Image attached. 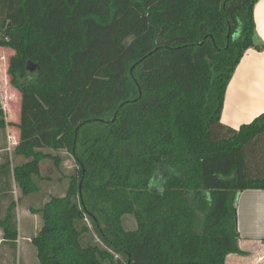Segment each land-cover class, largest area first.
Here are the masks:
<instances>
[{"label":"trees","instance_id":"16d2710c","mask_svg":"<svg viewBox=\"0 0 264 264\" xmlns=\"http://www.w3.org/2000/svg\"><path fill=\"white\" fill-rule=\"evenodd\" d=\"M260 0H0V48L21 94L0 218L14 263L17 202L41 193V164H75L49 193L32 239L40 264H225L243 254L237 197L264 190V114L239 130L221 115L256 42ZM9 127L0 106V131ZM1 149V148H0ZM13 160V158H12ZM134 215L135 231L122 227ZM100 243L83 246L91 233Z\"/></svg>","mask_w":264,"mask_h":264},{"label":"crops","instance_id":"0c3cea01","mask_svg":"<svg viewBox=\"0 0 264 264\" xmlns=\"http://www.w3.org/2000/svg\"><path fill=\"white\" fill-rule=\"evenodd\" d=\"M254 18L256 42L258 45H264V0H260L256 4ZM8 54L12 57L14 52L10 49L0 48L2 59L8 57ZM8 67L7 59L0 61V91L4 89L3 82H7L11 87ZM3 109L5 110V108ZM262 114H264V50L258 51L251 48L244 54L228 85L221 123L226 127L239 130L243 125L252 123ZM19 120L20 108L19 117L14 121V124H18ZM10 138L15 142L17 141L16 129H14V136H10ZM15 142L12 146H15ZM2 146L0 148L6 151L5 145ZM4 161L5 159L0 154V165ZM45 184L51 185V182L47 180ZM15 193L8 191L10 198L14 194L17 202L16 212L19 231V238L16 242L17 259L21 258V264H29L32 257L34 260L37 259V251L33 249L35 247L32 244V239L41 230V221L39 216L31 211L32 208L36 209L32 204L34 197L32 199H30L31 197L24 198L20 204ZM4 194L6 191L0 190V196ZM8 205L5 199L0 198V218L3 217ZM236 207L237 227L240 235L239 246L243 254H230L227 256L225 264H264V190L241 192L237 197ZM13 251L12 245L4 242L0 231V264L14 263L11 258Z\"/></svg>","mask_w":264,"mask_h":264},{"label":"rangeland","instance_id":"374dc122","mask_svg":"<svg viewBox=\"0 0 264 264\" xmlns=\"http://www.w3.org/2000/svg\"><path fill=\"white\" fill-rule=\"evenodd\" d=\"M3 57H0V61L2 60H6L9 63V59L10 54H8V57H4V59H2ZM6 83V85H5ZM3 86L4 89L3 91H0V106L2 108V111L4 113V119L5 122L9 123V127H6V129L1 130L0 131V145L2 147H6V151H3L2 149L0 151V154L2 155V157H8L10 159V161L12 162V164H14V166L20 164L22 162L21 158H17V157H13L12 156V151H13V147L12 145H14V140L11 139L10 140V136H14V128L12 125H14V121H16V119L19 117V108H20V104H21V94L14 89L13 87H10L8 85L7 82H3ZM3 103V104H2ZM5 108V110L3 109ZM18 133V132H17ZM3 139H4V143H3ZM16 140V139H15ZM16 143V142H15ZM0 146V147H1ZM60 155H62V159L64 160V162L61 165V169L62 171H55L54 170V165L53 162H49V161H44L41 164V170H42V176L43 178L41 180H39L38 184L42 190L41 193L35 194L33 196H31L30 199L33 198V202L32 204L37 208L42 207L45 202L48 199V196H50L49 193H53V195H58V196H62L67 192V185H68V181L69 179L67 178L68 176H71L74 171H75V164L73 162V160L70 158V156L67 153L64 152H60ZM13 158V160H12ZM47 180H49V182H51V185H46L45 182H47ZM12 192L17 194L19 203L22 204L23 200H21V196H20V192L18 191L16 185L14 184V182H12ZM14 200H15V195L12 194ZM9 204V202H8ZM31 204V205H32ZM86 224H88L91 228V233L84 235L81 239V242L83 244V246H88V245H93L95 243H100L96 234L94 233V230L92 229L91 224L87 221ZM122 227L124 230L126 231H135L138 229V223L136 221V218L134 217V215H125L122 218ZM35 249V248H33ZM14 261V256L12 255L11 257ZM15 262V261H14ZM21 258L19 257L17 259L16 264H21ZM14 264V263H13ZM29 264H40L38 258L36 260H34V258L32 257L30 259Z\"/></svg>","mask_w":264,"mask_h":264},{"label":"built area","instance_id":"2783aa9c","mask_svg":"<svg viewBox=\"0 0 264 264\" xmlns=\"http://www.w3.org/2000/svg\"><path fill=\"white\" fill-rule=\"evenodd\" d=\"M12 138H10V140H11Z\"/></svg>","mask_w":264,"mask_h":264}]
</instances>
